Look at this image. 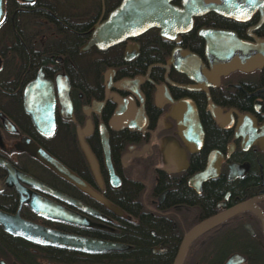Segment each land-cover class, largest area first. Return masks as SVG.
Returning <instances> with one entry per match:
<instances>
[{"label":"flooded vegetation","instance_id":"flooded-vegetation-1","mask_svg":"<svg viewBox=\"0 0 264 264\" xmlns=\"http://www.w3.org/2000/svg\"><path fill=\"white\" fill-rule=\"evenodd\" d=\"M120 1L0 0V212L120 245H42L0 225V264H173L188 231L220 215L179 264H264V52L213 55L264 49V0H157L179 12L84 48ZM25 89L39 110L50 92V133Z\"/></svg>","mask_w":264,"mask_h":264},{"label":"water","instance_id":"water-1","mask_svg":"<svg viewBox=\"0 0 264 264\" xmlns=\"http://www.w3.org/2000/svg\"><path fill=\"white\" fill-rule=\"evenodd\" d=\"M157 0H121L119 5L113 9L107 17L99 24L93 27L91 34L84 45V48H88L91 45L96 46L98 49H105L106 47L115 44L126 37L134 36L142 30L150 27L151 25H159L160 19H162L163 13L173 15L174 12L179 10H172L171 7L164 9L156 5ZM1 10V8H0ZM167 17V16H166ZM235 50H227L213 52L214 59L218 60H246L248 58H254L256 55L263 53L264 49L258 46L237 47ZM263 58V56H261ZM259 59V57H258ZM247 63V62H246ZM227 65V64H226ZM36 82V80L34 81ZM36 83H34L35 85ZM30 86V85H28ZM31 87V86H30ZM62 90V89H61ZM59 91L61 94L62 91ZM66 90L63 91L64 97H66ZM35 95L32 92L24 90V108L29 113L32 123L36 129L43 134L51 132L52 128V116H51V96L50 92L44 90L40 98L43 100V110H39L35 102ZM43 124L47 126V129L43 128ZM24 148L33 156L40 159L43 163L49 165L52 169L60 172L63 175H68L67 171L55 160H53L45 152L37 148L31 142L24 140ZM0 164L8 171L10 167L7 163L0 161ZM248 203L240 205V207L247 206ZM43 209L41 204L35 208V211L41 215H46L48 207ZM55 211V209H50ZM52 213V212H51ZM53 214V213H52ZM223 216H216L207 221H204L188 231L184 236L178 254L173 264H179L181 256L190 241V239L197 235L202 230L209 226H212L218 222ZM0 225L2 228L17 236H21L26 240L49 246L63 247L66 249H74L79 251H103L113 248H118L120 245L114 243H108L103 241H97L93 239L78 237L74 235H68L60 233L31 222L23 221L16 216H9L0 212Z\"/></svg>","mask_w":264,"mask_h":264},{"label":"trees","instance_id":"trees-1","mask_svg":"<svg viewBox=\"0 0 264 264\" xmlns=\"http://www.w3.org/2000/svg\"><path fill=\"white\" fill-rule=\"evenodd\" d=\"M16 52H17V56L16 57L18 59H20V58L24 59V54H23V52L21 50H17ZM30 71H31V69L30 68H27V71H26L25 75H28L30 73Z\"/></svg>","mask_w":264,"mask_h":264}]
</instances>
